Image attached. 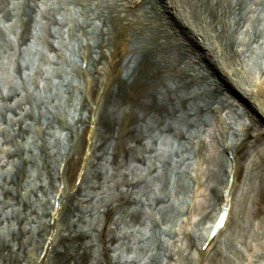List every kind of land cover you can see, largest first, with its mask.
Masks as SVG:
<instances>
[{"label":"bare ground","instance_id":"6f19581e","mask_svg":"<svg viewBox=\"0 0 264 264\" xmlns=\"http://www.w3.org/2000/svg\"><path fill=\"white\" fill-rule=\"evenodd\" d=\"M39 1L16 4L20 46L27 45ZM97 1L98 31L79 57L81 82L71 120L50 107L37 114L13 86L7 93L0 89L5 124L0 131V264H132L128 231L134 235L148 225V210L164 221L171 208L168 197L156 190L152 201L145 202L142 194L139 198L135 172L147 165L150 143L158 136L188 141L193 129L210 126L219 105L232 107L233 102L247 106L256 124L246 137L224 140L222 151L208 156L205 190L210 198L193 216L195 221L188 220L191 231L185 230L183 239L190 250L197 249L195 264L229 259L215 240L206 250L200 247L204 228L223 201L227 177L233 175L235 196L245 162L253 175L243 197L244 213L252 223L259 222L264 239V80L249 81L239 68L231 33L242 23L235 16L245 10V0ZM9 4L0 0V14L12 18ZM204 80L215 98L203 88ZM224 85L235 91L237 100L225 94ZM56 125L65 132L61 147L47 140ZM111 173L124 181L108 186L105 174ZM190 179L196 199L202 183L195 176ZM175 182L178 192H186L183 179ZM59 192L63 203L53 214L50 195ZM151 222L159 225L156 218ZM45 246L48 259L40 262Z\"/></svg>","mask_w":264,"mask_h":264},{"label":"rangeland","instance_id":"374dc122","mask_svg":"<svg viewBox=\"0 0 264 264\" xmlns=\"http://www.w3.org/2000/svg\"><path fill=\"white\" fill-rule=\"evenodd\" d=\"M22 1L25 0H10L8 7L12 18L0 14V89L7 93L9 86H13L20 100L30 102L37 114L50 107L69 121L74 113L72 106L76 95L78 98L77 87L81 82L76 70L81 65L79 57L88 41L91 44L95 42L98 31L96 27L99 25L95 17L101 7L97 0H40L33 14L27 45L23 47L19 44L21 28L15 24L14 18L20 9L16 4H24ZM245 3L244 14L237 12L235 16L242 23L236 31L231 32L240 55L236 62L249 81L260 82L264 80V0H245ZM206 81H203V88L215 98V92L210 90L212 88ZM224 88L225 94L234 100L235 91L229 85H224ZM233 103L232 107L219 105V114L211 118L210 126L193 129L188 141L158 136L150 143L147 165L137 166L135 172L136 184L141 191L139 198L142 194L145 202L152 201L151 191L156 190L159 196L168 197L171 208L164 221L157 213L148 210L145 214L148 225L134 235L128 231L126 240L131 248L128 259L130 263L157 261L160 264H195L193 255L197 249L190 250L183 237L185 230L191 231V221L188 220L191 218L193 223V216L201 212V206L210 198L208 190H205L208 156L221 152L224 140L231 142L236 135L246 137L248 129L256 124L247 106ZM3 107L0 93V131L5 127L1 120ZM55 129H51L47 140L61 147L65 142V132L57 130V125ZM250 134L252 137L255 135L253 132ZM248 142H253V139ZM199 165L203 166L202 172L197 171ZM243 169L234 197V211L229 217L227 229L222 232L216 244L229 259L219 264H264V251L260 246L264 244L261 235L263 230L259 222L252 223L244 213L246 198L243 197L249 190L253 171L246 162ZM105 176V184L108 186L124 181L113 173ZM190 176L200 179V194L204 193L203 196L195 199L198 194H193L196 190L194 187L190 193ZM180 178L187 184L186 192H178L175 188V181ZM154 218L159 222L158 226L151 222ZM243 241L250 247H246ZM168 255H172L173 259L169 260Z\"/></svg>","mask_w":264,"mask_h":264},{"label":"snow or ice","instance_id":"6c2138e0","mask_svg":"<svg viewBox=\"0 0 264 264\" xmlns=\"http://www.w3.org/2000/svg\"><path fill=\"white\" fill-rule=\"evenodd\" d=\"M221 219H223V216L221 217Z\"/></svg>","mask_w":264,"mask_h":264}]
</instances>
